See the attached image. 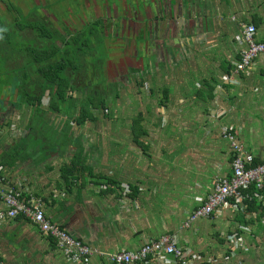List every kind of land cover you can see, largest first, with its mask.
I'll return each instance as SVG.
<instances>
[{"label":"crops","instance_id":"crops-1","mask_svg":"<svg viewBox=\"0 0 264 264\" xmlns=\"http://www.w3.org/2000/svg\"><path fill=\"white\" fill-rule=\"evenodd\" d=\"M84 4L85 21L75 16L63 21L64 32L94 26L93 31H106L114 43L116 38L124 43L123 35L136 41L141 32L145 41H139L149 43L147 52L158 46L166 64H173L166 67V105H159L166 110V123L152 120L140 109L144 116L136 132L141 134V127L146 133L136 137L134 116L124 113L128 103L121 102L115 119L104 112L106 119L78 124L83 97L78 91L69 89L58 111L50 108V90L40 105L33 106L23 102L22 90L7 85L0 96V166L5 184L27 198L40 199L53 223L93 247L92 264H109L106 256L136 250L164 234L175 236L179 246L198 256L186 264H264V188L244 191L246 211L231 200L210 217L184 226L217 179L231 174V149L222 137L223 128L236 130L246 151L264 162V57L256 58L248 72L232 77L231 84L223 83L231 72L226 69L234 68L240 57L241 25L254 24L256 38L264 41V0H87ZM146 55L149 61L155 51ZM137 69L117 79L142 74ZM19 78L13 82L19 80L21 85ZM120 84L115 80L105 84L106 99L115 93L117 103ZM76 157L97 176L87 171L83 179L64 177L62 168L71 166ZM4 208L0 197V209ZM231 233L246 245L235 255L226 239ZM0 264L74 263L52 239L19 216L0 223ZM150 264L164 263L154 259ZM167 264L182 263L170 258Z\"/></svg>","mask_w":264,"mask_h":264},{"label":"built area","instance_id":"built-area-1","mask_svg":"<svg viewBox=\"0 0 264 264\" xmlns=\"http://www.w3.org/2000/svg\"><path fill=\"white\" fill-rule=\"evenodd\" d=\"M256 33L254 24L241 25L240 58L231 72L223 77V83L231 84L232 77L248 72L256 58L264 57V41H258ZM222 137L229 143L231 149V174L217 179L214 190L208 195L203 205L190 214L184 224L185 227H189L192 222L200 218L209 217L219 207L229 204L231 200L236 201V206L240 210L246 211L244 191L251 187H255L258 191L264 188V162L255 164L254 156L246 151L236 130L225 127L222 130ZM2 170L3 167L0 166V197L5 206L4 209H0V223L23 216L44 236L52 239L68 261L74 264H92L91 258L95 253L93 247L53 223L47 217L40 199L27 198L19 190L7 186L5 178L1 175ZM226 239L230 242L232 255L236 254L238 248H246L237 233L226 235ZM195 256L197 255L192 252V249L179 246L175 236L164 234L157 239L145 242L136 250L122 249L105 258L109 264H150L154 259L167 264L170 258L186 264Z\"/></svg>","mask_w":264,"mask_h":264},{"label":"rangeland","instance_id":"rangeland-1","mask_svg":"<svg viewBox=\"0 0 264 264\" xmlns=\"http://www.w3.org/2000/svg\"><path fill=\"white\" fill-rule=\"evenodd\" d=\"M57 2H52L50 5L48 2L42 8L44 9V12L47 11L50 13L51 11H55L54 18L55 22L52 25L53 27L46 28L47 30H53L54 32L57 31L56 37L63 35L66 36L67 32L65 31V34H62V31L64 30V26L60 25L65 20L72 19L73 16L80 18L85 21V13L88 11L87 8H85V4L87 3V0H55ZM38 8L41 6L37 5ZM27 9H30V7H27ZM57 14L59 17H57ZM61 15V16H60ZM58 21V22H57ZM58 23V25H57ZM14 24L12 25V28H14ZM86 29H94L96 27L94 26H86ZM43 29V27H42ZM120 29V27H118ZM52 31V32H53ZM102 38H97V43L94 45V48H89L90 53L94 57H98L95 59L92 56H87V60L84 58L79 59L78 62L81 64L83 63L84 67L87 68V70H96L97 76L99 79L96 81V83L102 84H108L110 81L115 80L116 82H121L119 85L121 87V93L122 96L117 99V103L115 102L116 96L114 93L113 98H110V95L107 96V99L112 100L106 102V109H99L97 116L98 119H106L104 116V112H106L108 117L111 119H115L116 115L119 113L121 102L124 104L128 103V105L124 106V110H126L124 113L134 116V118L138 117L140 114H142V118L144 116L143 112H139L140 109H144V112L146 114L150 115V118L156 122L162 121V124L164 122L166 123V110L160 109L159 103L161 100L164 99L166 103V99L163 98V91L164 87H166L169 83L166 81V67H171V64H166V57L164 58L161 56L160 58H155V56L151 57L152 61L150 63H147L143 66V62H149L146 59L148 58L147 54V48L149 47V43H140L139 40L145 41L141 38V32L138 36L139 39L134 41L132 38V35L130 36L131 41L129 40L128 35H123V39L125 40L124 43H120V40L114 39L115 43L112 42V38L109 36V34H105L106 31H102ZM76 32H69L72 36L76 35ZM119 34H121V31H118ZM123 33V32H122ZM127 33V32H125ZM54 33L52 37H54ZM69 36V39L72 37ZM141 38V39H140ZM144 38V37H143ZM51 37H49V33L45 34L43 30H40L38 28L36 32L35 42L39 45L42 44V47H51L52 42L50 41ZM47 42V45H44V43ZM95 41L92 40V43ZM111 44H113L111 46ZM146 45V46H145ZM68 47H73V44L67 43ZM36 47V45H35ZM221 50V49H219ZM70 51H73L72 49ZM137 52H141L139 56L136 57ZM98 53V54H97ZM57 53H55V57L53 58V61H55L58 58ZM99 59V61H98ZM19 63H22L20 65L17 64V61L12 62V64L9 63V65H18L17 69L25 67V61L18 60ZM27 63V62H26ZM44 64L39 63L38 67H42ZM90 67V69H88ZM138 68V69H137ZM145 69H148V72H146ZM133 69L137 71H141L142 74H129V78L127 80L121 81V79H117L120 74L125 75L128 70ZM8 73V74H6ZM141 73V72H140ZM151 73V74H150ZM22 76V74H21ZM142 76V77H141ZM20 74H15V71H11L10 68L4 64V61L0 60V96L6 91V86L11 85L13 82V79L19 78ZM23 78V77H20ZM19 78V79H20ZM143 80V81H142ZM138 81H142V85H138ZM15 82V81H14ZM99 84H94L95 86ZM85 86H90L89 82H86ZM102 87V86H101ZM172 88V87H168ZM111 89V88H110ZM89 90V89H88ZM114 92V91H113ZM80 94V93H79ZM81 95V94H80ZM106 96V95H105ZM146 106L147 108H144ZM117 107V108H116ZM132 108V109H131ZM134 110V111H133ZM147 110V111H146ZM103 111V112H102ZM117 115V116H118ZM162 124H160L162 126ZM160 131H162V128L160 127ZM164 131V130H163ZM159 132L158 128H156V133ZM36 135H40V131L35 132ZM163 134V133H161ZM109 144V141H108ZM161 148V146H160ZM172 157V156H171Z\"/></svg>","mask_w":264,"mask_h":264},{"label":"trees","instance_id":"trees-1","mask_svg":"<svg viewBox=\"0 0 264 264\" xmlns=\"http://www.w3.org/2000/svg\"><path fill=\"white\" fill-rule=\"evenodd\" d=\"M43 31L45 34L49 33L50 36L51 32L49 30H46L45 28ZM75 34L76 35L72 36L68 41V44L72 43L73 47L67 46L65 50L60 51L59 48L54 46H51L50 48H34L32 53L34 60L27 61L25 67L22 69V84L19 85V80H16V83L13 82L11 85L14 87V89L16 88L23 91V102L27 101L33 106L40 105L43 95L47 90H50L52 95L50 108L58 111H61L60 107H62L63 103L67 101L68 90L70 89L72 91H78L79 93L83 94V97L80 102L76 122L78 124H84L87 121H96L98 119L96 111L99 109H106L107 99L104 94L106 93V89L104 84L100 85L99 83H96V81L99 79L97 76V71L87 70V68L83 66V63L81 64L78 62V58L82 59L85 57L86 59L87 56H92L89 48H94V45L97 43L96 39L102 38V32L89 29L88 31L76 32ZM59 38H61V36H59ZM92 40L95 42L92 43ZM71 49L73 51H70ZM55 53L59 55L58 58L53 61L52 58L55 57ZM98 57L94 58L97 59ZM38 60H48V62L42 63L44 65L39 68L38 65H35V62L41 63L37 62ZM88 69H90V67H88ZM232 69L233 66L230 65L226 71L229 73ZM142 81L139 82L140 85L143 84ZM86 82H89V87L85 86ZM94 84L99 85L95 86ZM111 87L112 91L116 92V94H119L117 93L118 91H116V87L114 85H111L110 88ZM167 95L168 92L166 91V87H164L163 98L166 99ZM69 99H71V97H69ZM76 102H78V100H76ZM159 105H166L164 99L160 101ZM141 116L142 115L140 114L138 117L134 118L133 121V131L136 137L146 133V130L141 127L139 129L142 131V133L138 134L136 132V127L141 119ZM79 159L80 158L76 157L71 166H65L62 168L64 177L69 176L77 178L78 175H81L77 179H83V176H85L84 173L88 172L92 176H97L96 174H93L87 166L81 165L82 161ZM259 163H261V161L255 160V164ZM108 181L110 182L112 179H108ZM255 203L256 200L253 199V204Z\"/></svg>","mask_w":264,"mask_h":264},{"label":"flooded vegetation","instance_id":"flooded-vegetation-1","mask_svg":"<svg viewBox=\"0 0 264 264\" xmlns=\"http://www.w3.org/2000/svg\"><path fill=\"white\" fill-rule=\"evenodd\" d=\"M47 2L51 5L52 2L57 1L0 0V60H5L4 64L7 65L11 71H15V73L22 72L23 69H17V66L22 64L19 63L18 60L24 59L25 64L27 61H33V49L43 48L42 44L39 45L35 42L36 32L38 28L40 30H43L45 28L48 29L50 27H53L52 25L56 21L54 18L55 11L50 10V13L47 11L44 12V9L42 8V6L47 4ZM37 5L41 7L38 8ZM27 7H30V9H27ZM57 17H59L58 14ZM13 24L15 26L14 28H12ZM52 31L53 30H51V34L49 36L51 37L50 41L52 42V46L59 48L60 51L65 50L67 48V43L70 40L69 36L72 35L67 32L66 36L61 35V38H57V31ZM53 33L55 35L54 37H52ZM62 34H65V32L62 31ZM44 45H47V42L44 43ZM154 48L155 50L152 51H155V58H160L161 56H163H160L161 49L158 48V46H155ZM152 51H150L149 53L147 52L149 57L151 56ZM14 61H17L18 65H9V63L12 64V62ZM37 62L46 63L48 62V60H38ZM38 64L39 63L35 62V65Z\"/></svg>","mask_w":264,"mask_h":264},{"label":"bare ground","instance_id":"bare-ground-1","mask_svg":"<svg viewBox=\"0 0 264 264\" xmlns=\"http://www.w3.org/2000/svg\"><path fill=\"white\" fill-rule=\"evenodd\" d=\"M211 215H213V213H212ZM211 215H210V216H211ZM210 216H209V217H210Z\"/></svg>","mask_w":264,"mask_h":264}]
</instances>
